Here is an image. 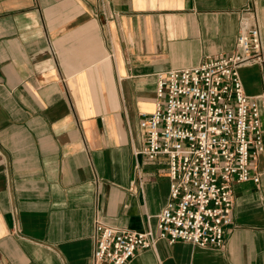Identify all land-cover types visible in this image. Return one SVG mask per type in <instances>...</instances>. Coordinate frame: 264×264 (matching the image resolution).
<instances>
[{"label": "crops", "instance_id": "0c3cea01", "mask_svg": "<svg viewBox=\"0 0 264 264\" xmlns=\"http://www.w3.org/2000/svg\"><path fill=\"white\" fill-rule=\"evenodd\" d=\"M248 4L0 0L5 264H94L97 218L156 227L169 160L140 152V119L156 107L157 73L231 53ZM255 4L264 40V0ZM241 74L249 94L263 91L259 65ZM257 165L259 182L233 184L225 246L161 239L127 264H264V152Z\"/></svg>", "mask_w": 264, "mask_h": 264}, {"label": "built area", "instance_id": "2783aa9c", "mask_svg": "<svg viewBox=\"0 0 264 264\" xmlns=\"http://www.w3.org/2000/svg\"><path fill=\"white\" fill-rule=\"evenodd\" d=\"M256 0L242 9L229 54L157 73L156 107L143 113L140 152L169 160L170 198L156 227L132 229L95 220L94 264H127L161 239L201 246L226 244L235 182L260 181L264 152V89L249 94L241 68L261 64L264 40Z\"/></svg>", "mask_w": 264, "mask_h": 264}, {"label": "rangeland", "instance_id": "374dc122", "mask_svg": "<svg viewBox=\"0 0 264 264\" xmlns=\"http://www.w3.org/2000/svg\"><path fill=\"white\" fill-rule=\"evenodd\" d=\"M253 65V64H251ZM258 65V64H256ZM259 66L262 68V73H263V83H264V69H263V66L261 64H259ZM0 264H5L4 261L0 258Z\"/></svg>", "mask_w": 264, "mask_h": 264}]
</instances>
